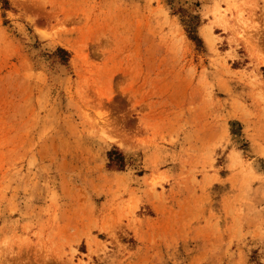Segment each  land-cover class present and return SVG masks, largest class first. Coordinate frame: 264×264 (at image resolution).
<instances>
[{
  "label": "rangeland",
  "instance_id": "374dc122",
  "mask_svg": "<svg viewBox=\"0 0 264 264\" xmlns=\"http://www.w3.org/2000/svg\"><path fill=\"white\" fill-rule=\"evenodd\" d=\"M263 168L264 0H0V264H264Z\"/></svg>",
  "mask_w": 264,
  "mask_h": 264
},
{
  "label": "trees",
  "instance_id": "16d2710c",
  "mask_svg": "<svg viewBox=\"0 0 264 264\" xmlns=\"http://www.w3.org/2000/svg\"><path fill=\"white\" fill-rule=\"evenodd\" d=\"M199 20H200L199 17L194 16L192 14H190V16H188V18L183 17V22H184V25L186 26V30L188 32L189 38L193 42H195L197 45L202 43V40L197 35V28H198ZM56 55L59 56L61 58V60L66 62V63L70 59L69 51H67L64 48H58ZM108 157H109V161H110V166L116 167L119 170L123 169L125 158H124V155L122 154V152H120V150L118 148H114V150L110 151L108 153ZM263 170H264V168H263Z\"/></svg>",
  "mask_w": 264,
  "mask_h": 264
}]
</instances>
